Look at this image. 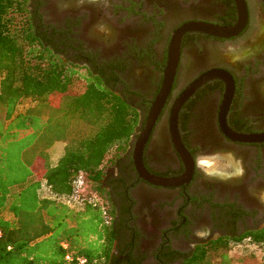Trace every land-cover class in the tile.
<instances>
[{"label":"flooded vegetation","instance_id":"af4514ba","mask_svg":"<svg viewBox=\"0 0 264 264\" xmlns=\"http://www.w3.org/2000/svg\"><path fill=\"white\" fill-rule=\"evenodd\" d=\"M66 1L28 0L39 40L63 62L89 71L133 103L140 120L131 147L106 164L99 184L114 236L102 264H189L216 240L230 242L264 230V143L232 142L222 133L223 81L207 82L180 108L178 136L195 164L188 184L153 186L139 178L132 161L134 141L162 82L171 34L188 21L234 24V0H73L68 9L61 4ZM244 1L248 20L238 36L188 33L182 38L171 91L143 151L148 173L165 178L183 174L169 114L181 92L208 70H224L234 81L227 127L264 133V39L256 43L249 36V3L261 6L264 0ZM103 21L107 25L101 27ZM185 55L190 76L182 84ZM202 159L214 161L216 170L207 171Z\"/></svg>","mask_w":264,"mask_h":264},{"label":"trees","instance_id":"16d2710c","mask_svg":"<svg viewBox=\"0 0 264 264\" xmlns=\"http://www.w3.org/2000/svg\"><path fill=\"white\" fill-rule=\"evenodd\" d=\"M31 19L28 0H0V264H76L79 257L102 264L114 239L102 208L87 197L75 211L40 198L39 190L45 182L52 194L69 195L82 176L102 197L103 170L131 147L139 115L89 71L45 47ZM56 144L62 148L51 164ZM212 257L220 264L264 263V230L216 240L189 264H214Z\"/></svg>","mask_w":264,"mask_h":264},{"label":"water","instance_id":"95a60500","mask_svg":"<svg viewBox=\"0 0 264 264\" xmlns=\"http://www.w3.org/2000/svg\"><path fill=\"white\" fill-rule=\"evenodd\" d=\"M237 20L234 24L223 26L204 21H188L177 27L171 34L166 54V63L163 70L162 82L159 91L151 103L147 112L144 127L139 136L134 141L132 147V161L134 168L140 179L145 182L162 188L179 187L188 184L194 172V161L183 147L177 132L178 114L182 105L198 90L201 86L212 80H221L225 84L222 103L219 110L218 122L222 133L232 142L243 144H262L264 143V133H238L230 130L226 125V114L234 93V81L230 74L221 69H211L199 75L193 80L175 100L170 114L169 127L172 141L183 162L184 172L182 175L173 178H165L148 173L143 166V151L148 141L149 134L165 104L171 91L178 62L180 59V46L184 35L188 33H201L220 39H229L238 36L246 27L248 14L244 0H234Z\"/></svg>","mask_w":264,"mask_h":264},{"label":"rangeland","instance_id":"374dc122","mask_svg":"<svg viewBox=\"0 0 264 264\" xmlns=\"http://www.w3.org/2000/svg\"><path fill=\"white\" fill-rule=\"evenodd\" d=\"M73 3H74V1L73 0H69V1H66V2H63V3H61L63 6H65L66 7V9H68L67 7L69 6H72L73 5ZM94 3H96V1L94 2ZM96 6H99V5H102V4H98V2L95 4ZM249 5H250V8H251V14H252V20H253V26H252V30L250 31V33H249V36L250 35H252L253 36V38H255V40H256V43H260L261 41H262V39H264V19H262V18H264V4H262L261 6L260 5H255L252 1L249 3ZM262 24V25H261ZM103 25H107V23H105L104 21L103 22H101L100 23V26L101 27H104ZM102 30V29H101ZM187 56L185 55L184 57H183V60H182V69H181V73H180V77H179V82L180 83H184L185 81H187V79L189 78V76H190V73H188V72H185V66H187ZM187 68V67H186ZM57 102L56 103H54L53 105H55V106H57ZM26 106H22V107H19L18 108V111H20V112H22V111H25L26 110ZM61 148H62V145L61 144H56L55 146H53L52 148H51V150L49 151V155H50V162H51V164H54L55 163V161H56V159H57V157L59 156V154H60V150H61ZM202 160H208V159H202ZM208 161H210V162H212V165H213V167L212 168H214V169H209V168H206L207 169V171H210V170H212V171H214V170H216V165H214V161H212L211 159L210 160H208ZM110 162V161H109ZM232 163L235 165V164H237L238 162L237 161H235V160H232ZM107 165H108V163H107ZM42 165H41V163L40 164H38L37 165V167H36V170L37 171H39V172H41L42 171ZM89 191V190H88ZM90 192V191H89ZM46 194H45V192L42 190V192L40 193V196L41 197H43V196H45ZM101 199L103 200V202L106 204V202H105V199H104V195L101 197ZM107 205V204H106ZM229 255H231L232 257H234V259L236 260V258H238V257H241V256H239V254H236L235 252H231V253H228ZM257 258H258V260L260 261V258H259V256H257ZM212 260H213V262H214V264H220V259H217V258H214V257H212ZM257 260V261H258ZM258 261V262H259ZM261 262V261H260ZM240 264H251V263H249L248 261H244V263H242V262H239ZM234 264H238V263H234ZM262 264H264L263 262H262Z\"/></svg>","mask_w":264,"mask_h":264},{"label":"built area","instance_id":"2783aa9c","mask_svg":"<svg viewBox=\"0 0 264 264\" xmlns=\"http://www.w3.org/2000/svg\"><path fill=\"white\" fill-rule=\"evenodd\" d=\"M42 190L46 194L43 197L40 196ZM88 190L89 187L87 186L84 177L80 176L73 182V190L69 195L56 196L52 194L50 188L46 185V183L42 182L41 188L39 190V196L42 199L56 200L75 211L82 210L85 206L87 197H89L90 202L97 203L102 208L103 216L106 220V223L110 224V219L107 214L108 212V207L106 205L107 203L105 204L100 196H98L95 193H91ZM65 247L66 246L64 245V248ZM66 260H70V257L66 256ZM86 262L87 260L83 257H79L76 260V264H86Z\"/></svg>","mask_w":264,"mask_h":264},{"label":"bare ground","instance_id":"6f19581e","mask_svg":"<svg viewBox=\"0 0 264 264\" xmlns=\"http://www.w3.org/2000/svg\"><path fill=\"white\" fill-rule=\"evenodd\" d=\"M200 162V165H202V166H207L209 169H211L213 166H212V162H210V161H204V160H201V161H199Z\"/></svg>","mask_w":264,"mask_h":264},{"label":"clouds","instance_id":"9594fccd","mask_svg":"<svg viewBox=\"0 0 264 264\" xmlns=\"http://www.w3.org/2000/svg\"><path fill=\"white\" fill-rule=\"evenodd\" d=\"M197 236H199V231L196 233Z\"/></svg>","mask_w":264,"mask_h":264}]
</instances>
